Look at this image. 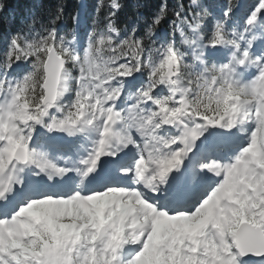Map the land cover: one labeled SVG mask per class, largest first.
<instances>
[{
    "label": "snow or ice",
    "instance_id": "snow-or-ice-1",
    "mask_svg": "<svg viewBox=\"0 0 264 264\" xmlns=\"http://www.w3.org/2000/svg\"><path fill=\"white\" fill-rule=\"evenodd\" d=\"M31 4L0 0V264H264V0Z\"/></svg>",
    "mask_w": 264,
    "mask_h": 264
},
{
    "label": "trees",
    "instance_id": "trees-1",
    "mask_svg": "<svg viewBox=\"0 0 264 264\" xmlns=\"http://www.w3.org/2000/svg\"><path fill=\"white\" fill-rule=\"evenodd\" d=\"M76 0H68V9L67 11L71 12ZM91 3H95V0H90ZM174 2V0H172ZM8 3V12L5 14H14L15 15V23L13 24V29L20 27L22 20H25L27 17V10L32 6L31 0H7ZM56 0H45L46 7H55ZM131 15V5L120 13V22L123 23L127 17ZM46 18V17H45ZM71 21H69V25Z\"/></svg>",
    "mask_w": 264,
    "mask_h": 264
}]
</instances>
